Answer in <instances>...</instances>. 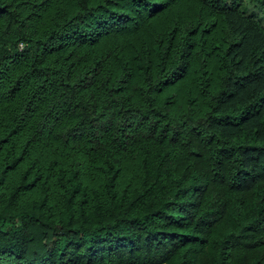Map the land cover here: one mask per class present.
I'll return each instance as SVG.
<instances>
[{
	"label": "trees",
	"instance_id": "trees-1",
	"mask_svg": "<svg viewBox=\"0 0 264 264\" xmlns=\"http://www.w3.org/2000/svg\"><path fill=\"white\" fill-rule=\"evenodd\" d=\"M240 3L0 0V264H264Z\"/></svg>",
	"mask_w": 264,
	"mask_h": 264
},
{
	"label": "rangeland",
	"instance_id": "rangeland-1",
	"mask_svg": "<svg viewBox=\"0 0 264 264\" xmlns=\"http://www.w3.org/2000/svg\"><path fill=\"white\" fill-rule=\"evenodd\" d=\"M240 6L245 11H250L264 21V7L258 5L254 0H241Z\"/></svg>",
	"mask_w": 264,
	"mask_h": 264
}]
</instances>
